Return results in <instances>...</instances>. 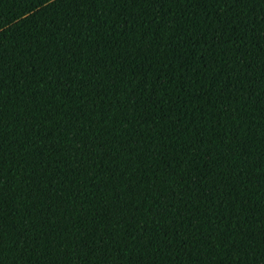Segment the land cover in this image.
I'll list each match as a JSON object with an SVG mask.
<instances>
[{"label":"trees","instance_id":"1","mask_svg":"<svg viewBox=\"0 0 264 264\" xmlns=\"http://www.w3.org/2000/svg\"><path fill=\"white\" fill-rule=\"evenodd\" d=\"M0 264H264V0H0Z\"/></svg>","mask_w":264,"mask_h":264}]
</instances>
